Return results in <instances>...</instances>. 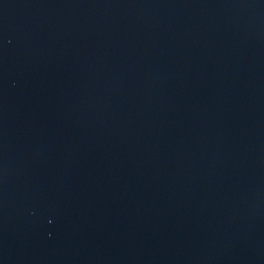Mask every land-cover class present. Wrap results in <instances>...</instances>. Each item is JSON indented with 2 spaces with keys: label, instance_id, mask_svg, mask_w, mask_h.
Segmentation results:
<instances>
[{
  "label": "water",
  "instance_id": "water-1",
  "mask_svg": "<svg viewBox=\"0 0 264 264\" xmlns=\"http://www.w3.org/2000/svg\"><path fill=\"white\" fill-rule=\"evenodd\" d=\"M0 264H264V0H0Z\"/></svg>",
  "mask_w": 264,
  "mask_h": 264
}]
</instances>
